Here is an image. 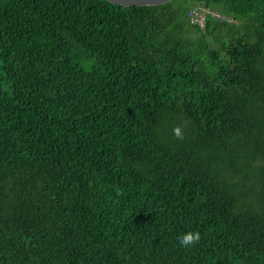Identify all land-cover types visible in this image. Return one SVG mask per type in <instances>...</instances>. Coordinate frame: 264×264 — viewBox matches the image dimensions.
Segmentation results:
<instances>
[{"label": "trees", "instance_id": "trees-1", "mask_svg": "<svg viewBox=\"0 0 264 264\" xmlns=\"http://www.w3.org/2000/svg\"><path fill=\"white\" fill-rule=\"evenodd\" d=\"M0 264H264V0H0Z\"/></svg>", "mask_w": 264, "mask_h": 264}, {"label": "clouds", "instance_id": "clouds-1", "mask_svg": "<svg viewBox=\"0 0 264 264\" xmlns=\"http://www.w3.org/2000/svg\"><path fill=\"white\" fill-rule=\"evenodd\" d=\"M231 17V16H228ZM232 18V17H231ZM234 19L232 18L233 22ZM173 135L176 139H183L184 138V133L182 130V127L177 125L172 129ZM179 243L183 247H189L192 245H195L196 243L199 242L200 240V233L199 232H194V231H188L185 232L177 237Z\"/></svg>", "mask_w": 264, "mask_h": 264}, {"label": "built area", "instance_id": "built-area-1", "mask_svg": "<svg viewBox=\"0 0 264 264\" xmlns=\"http://www.w3.org/2000/svg\"><path fill=\"white\" fill-rule=\"evenodd\" d=\"M207 11H208L207 8L195 5L189 10L188 17L191 22L197 23L199 25H203L206 19ZM216 16L218 17V19H221V20L226 19V21L228 22L232 21L231 17L224 16L222 14H216Z\"/></svg>", "mask_w": 264, "mask_h": 264}, {"label": "water", "instance_id": "water-1", "mask_svg": "<svg viewBox=\"0 0 264 264\" xmlns=\"http://www.w3.org/2000/svg\"><path fill=\"white\" fill-rule=\"evenodd\" d=\"M107 1L112 4L131 7V6H155V5L167 3L172 0H107Z\"/></svg>", "mask_w": 264, "mask_h": 264}]
</instances>
